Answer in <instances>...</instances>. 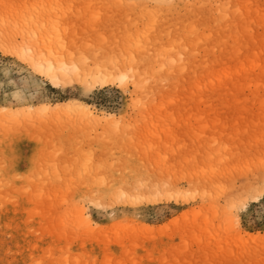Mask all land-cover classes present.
<instances>
[{"label": "rangeland", "instance_id": "374dc122", "mask_svg": "<svg viewBox=\"0 0 264 264\" xmlns=\"http://www.w3.org/2000/svg\"><path fill=\"white\" fill-rule=\"evenodd\" d=\"M0 107V264H264V0H0Z\"/></svg>", "mask_w": 264, "mask_h": 264}, {"label": "bare ground", "instance_id": "6f19581e", "mask_svg": "<svg viewBox=\"0 0 264 264\" xmlns=\"http://www.w3.org/2000/svg\"><path fill=\"white\" fill-rule=\"evenodd\" d=\"M8 34V32H7ZM11 34V33H10ZM8 36V35H6ZM5 38V37H4ZM8 39V38H7ZM12 39V38H11ZM8 41V40H7ZM6 41V42H7ZM5 42V43H6ZM10 41H8L9 43ZM45 49V48H44ZM259 54V53H258ZM258 54H256L255 56H258ZM20 55L22 57V59H24L26 62H32L36 67H43L42 70H44V73L46 74V77L48 79H50L54 84H64L66 83L70 77L72 78H75L76 79V74H75V67L71 66L68 64V62L66 63L63 59L62 56L59 55V57L57 56H51L49 59L47 60H44L41 58L40 54L36 51V50H32V51H29V49H26V50H21L20 52ZM254 55V54H253ZM65 57V56H64ZM56 58V59H55ZM177 58V57H175ZM58 59V60H57ZM256 59V58H255ZM258 59V57H257ZM257 61V60H256ZM255 61V62H256ZM258 63V61H257ZM89 75H91V81H93V85L94 86H106L108 84H111V83H115L116 82V78H114V76L110 73V72H107L106 70L102 69V66L101 68L99 69H95V71H91L89 72ZM93 86V87H94ZM67 111H71V112H77L76 110H78V112H83V114H85L86 118L88 120H91V121H95V120H100V118L104 117V118H111L113 117L112 114H108V115H103V116H100V115H97L92 109L91 107L89 106V104L85 103V102H81V101H77V102H70L67 106ZM49 105L48 106H45L44 109H49ZM44 109H41V110H44ZM31 110L34 111V109L31 107ZM75 110V111H73ZM7 112V109L6 108H3V107H0V113L1 112ZM25 111V110H24ZM30 112V111H29ZM10 113V112H9ZM32 113V112H30ZM72 114V113H71ZM5 115V114H4ZM8 116V115H7ZM115 117V116H114ZM114 119V118H112ZM144 187H137V194L133 197L130 195L129 191H124L123 189H121L123 192L120 194L121 198H126L130 197L132 198L131 200H129L128 202L131 204V203H136L138 204L137 202L138 201H142L145 199L147 201L151 200L152 199H155L156 195L154 196L150 190L148 193H151V194H148L146 195V192L148 191V187H145V185H143ZM150 186L151 185H147ZM153 187V186H152ZM144 188H147V191L145 189V194H144ZM161 188V187H160ZM247 188V187H246ZM155 189V188H154ZM164 189V188H162ZM161 189V190H162ZM160 191V189H158ZM156 192H159L157 191V189L155 190ZM243 191V190H242ZM120 192V191H119ZM153 192V191H152ZM162 192V191H161ZM154 193V192H153ZM164 193V191H163ZM119 194V193H118ZM157 194V193H156ZM115 195V194H114ZM159 195V194H157ZM250 196V195H249ZM116 197V196H115ZM155 197V198H154ZM257 198V196H255ZM157 198H159L157 196ZM163 198V197H161ZM114 199V198H113ZM128 200V199H127ZM157 200V199H156ZM160 201L163 200V199H159ZM150 202V201H149ZM99 203V202H98ZM129 204V205H130ZM244 208L247 207V204H244L243 206ZM83 212V211H82ZM80 213V212H79ZM81 214V213H80ZM84 215V214H83ZM197 216V215H196ZM238 218V217H237ZM236 218V220L238 221V219ZM89 222V221H88ZM239 226H240V223H238ZM237 224V225H238ZM241 227V226H240ZM100 229V228H98ZM239 229V228H238ZM238 235H239V238L241 241L243 242H259V241H263L262 243H264V233H260V232H257V233H249V232H243L242 230H238Z\"/></svg>", "mask_w": 264, "mask_h": 264}]
</instances>
